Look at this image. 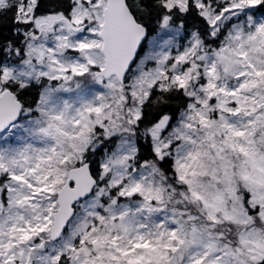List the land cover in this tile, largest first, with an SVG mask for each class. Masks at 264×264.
<instances>
[{"label": "snow or ice", "instance_id": "6c2138e0", "mask_svg": "<svg viewBox=\"0 0 264 264\" xmlns=\"http://www.w3.org/2000/svg\"><path fill=\"white\" fill-rule=\"evenodd\" d=\"M0 264H264V0H0Z\"/></svg>", "mask_w": 264, "mask_h": 264}]
</instances>
